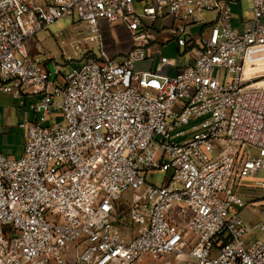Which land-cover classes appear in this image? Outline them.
Wrapping results in <instances>:
<instances>
[{"label":"built area","instance_id":"obj_1","mask_svg":"<svg viewBox=\"0 0 264 264\" xmlns=\"http://www.w3.org/2000/svg\"><path fill=\"white\" fill-rule=\"evenodd\" d=\"M236 1L0 0V86L24 109L26 139L19 157L0 151V264H264V197L246 202L238 188H264V86L248 87L264 71L245 70L264 49V0L240 27ZM207 13L194 39L189 25ZM75 16L98 31L99 52L65 72L56 62L52 79L49 52L29 41ZM165 17L191 52L174 73L155 29ZM102 19L129 31L125 54L104 50ZM152 169L162 183L148 182ZM233 205H259L260 218Z\"/></svg>","mask_w":264,"mask_h":264},{"label":"rangeland","instance_id":"obj_2","mask_svg":"<svg viewBox=\"0 0 264 264\" xmlns=\"http://www.w3.org/2000/svg\"><path fill=\"white\" fill-rule=\"evenodd\" d=\"M141 4L137 3L136 8L140 9ZM242 6V8H241ZM233 13L235 18L240 14L241 10L244 14V18L248 19L250 16V7L251 0H242L241 5L236 1L232 2ZM239 16H237L238 18ZM205 20L198 23H192L189 25L190 34L194 39H197L201 36L202 29L206 26V22L211 19L210 14H205ZM172 22L171 17H165L164 19L158 21L155 24V29L159 41L165 36L167 37L166 42L163 44V54L167 57L178 59L179 66L186 65L190 59L191 52L190 50L184 51V47H179L177 41L172 39L169 33V25ZM119 23L108 24L105 19L100 20V32L102 34L101 41L105 40V49L110 53V56L122 55L121 48L124 46V43H129L131 35L128 31H125L123 27H120ZM98 34V31L88 30L84 23L78 20L75 16V19L72 18H59L51 22L46 28L42 29L37 33V38L42 42L43 47L49 50L55 56L56 61L65 63L66 67H62V71L65 72L69 70L70 64H79L81 61L90 58L91 51L83 49L81 51V45L83 47H88L92 49V52H97L100 41L95 35ZM84 38L89 41H84L79 43L78 39ZM161 38V39H160ZM32 40V39H31ZM30 40V41H31ZM29 41V44H30ZM79 46V47H78ZM33 52V51H32ZM37 52V51H35ZM34 52V53H35ZM70 53L73 55L71 56ZM115 53V54H113ZM69 54V55H67ZM75 54V55H74ZM250 59L246 64V72H261L264 71V49L253 50L249 53ZM156 64V63H155ZM49 68L51 71V78H56V70L54 62H49ZM264 86V77L260 78L258 81H253L248 86L249 88H260ZM0 127L8 123V119L12 118L13 122L17 123V120L20 118V123L25 120L24 118V109L21 108L15 98L12 97L10 92L0 91ZM10 110V112H9ZM22 114V115H21ZM6 127V126H5ZM25 134L24 130L18 125L12 126L10 133H2L0 131V149L8 155H20L19 153L24 149L25 146ZM251 154H255L254 150L251 149ZM264 172H260L258 177H262ZM165 172L160 169H152L147 172V180L153 184H160L165 179ZM243 199L247 202L258 197H264V188L255 186V179H245L243 184L238 187ZM137 198V194L131 189H128L124 194L121 200L118 201L119 207L121 209H127L129 202ZM259 204L264 203V199H259ZM240 210L242 216L246 220L257 221L260 218L259 205L256 206L255 210L247 205L245 208H240L236 205H233L231 208V213ZM123 228L125 235L128 237H133L136 231L130 225H124ZM171 260V264H178L179 262L186 259L185 255L175 254L168 256ZM158 261H154L152 264H156Z\"/></svg>","mask_w":264,"mask_h":264},{"label":"crops","instance_id":"obj_3","mask_svg":"<svg viewBox=\"0 0 264 264\" xmlns=\"http://www.w3.org/2000/svg\"><path fill=\"white\" fill-rule=\"evenodd\" d=\"M208 14H210V17L212 18L213 16H214V13H208ZM237 16H239L238 18H237ZM236 16V18L234 19V23L237 25V26H239L240 27V22H241V19L242 18H244V14H243V12H242V10H241V12H240V14H238ZM250 17V16H249ZM119 24H117V26H118ZM119 27H120V25H119ZM121 27H123L124 29H125V31H128L123 25H121ZM129 32V31H128ZM103 38V37H102ZM132 39V38H131ZM161 39V38H160ZM166 40H167V37L165 36L164 38H162L161 39V42H166ZM86 41H89L88 39L86 40ZM85 41V42H86ZM105 40H103V42H102V44H103V48H104V50L108 53V54H110L108 51H107V49H105ZM39 44H41L42 45V42L39 40V38H37V36L36 37H34V38H32V40L30 41V44H29V47H30V50L31 51H33V52H35V51H38V45ZM131 46H132V40L128 43H124V46L121 48V51H122V53L121 54H125L130 48H131ZM42 47H43V45H42ZM44 49H47V48H45V47H43ZM97 48H98V45H97ZM81 49L83 50V49H85V50H90L91 52V56H90V58L91 57H93L95 54H97L99 51L97 50V52H92V49H89L88 47H83L82 45H81ZM81 50V51H82ZM48 52H49V50H48ZM113 54H115V53H113ZM67 55H69V54H67ZM70 55L72 56L73 54L72 53H70ZM75 55V54H74ZM51 61H53L54 62V65H55V63L56 62H58V61H56V58H55V56L51 53V58H48V59H46L45 60V62H46V65H47V67H48V69H49V71H50V68H49V62H51ZM84 61V60H83ZM82 62V61H81ZM60 63V62H59ZM61 63H63V62H61ZM150 65H151V63L150 62H148V61H146V62H142L141 64H140V67H142V68H147V67H150ZM188 65V63L186 64V65H183V66H178L177 68L175 67V68H172V72L174 73L175 71H177V69L179 70H181V69H183V68H185L186 66ZM51 72V71H50ZM0 91H3L4 92V90L3 89H1V86H0ZM6 92V91H5ZM11 94V93H10ZM12 95V94H11ZM13 97V96H12ZM29 99H31V98H29ZM0 104H1V102H0ZM9 112H10V110H9ZM22 115V114H21ZM29 117H33L34 116V114L32 113V112H30L29 113V115H28ZM0 121H1V118H0ZM8 123L6 124V125H3V126H1L0 127V131L2 132V133H10L11 132V129H12V126L14 125V126H16V125H18L19 126V124H20V118H19V120H17V123L16 122H13V120H12V118H9L8 120ZM6 126V127H5ZM20 127V126H19ZM0 151H2L1 149H0ZM23 151H24V149L19 153L20 155L23 153ZM3 152V151H2ZM20 155H18V156H16V155H12V156H16V157H19Z\"/></svg>","mask_w":264,"mask_h":264}]
</instances>
